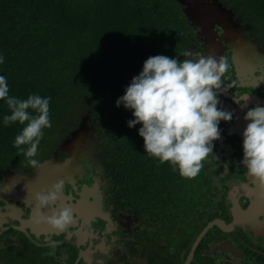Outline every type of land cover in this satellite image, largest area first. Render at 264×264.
<instances>
[{
	"label": "flooded vegetation",
	"instance_id": "1",
	"mask_svg": "<svg viewBox=\"0 0 264 264\" xmlns=\"http://www.w3.org/2000/svg\"><path fill=\"white\" fill-rule=\"evenodd\" d=\"M220 1L232 11L252 63L242 71L234 59L239 39L227 43L218 25L213 37L207 35L180 5L187 25L179 60L212 55L230 64L217 107L232 112L233 119L219 122L220 138L199 174L181 177L168 162L145 153L138 132L132 129L129 138L117 123L119 116L104 122L87 109L81 116L84 133L76 141L70 138L81 121L67 133L49 131L35 158L41 167L25 159L0 168V264H264V196L240 164L249 123L243 117L248 109L264 106V33ZM186 50L194 55L183 56ZM46 164L63 171L42 172ZM61 180L56 208L71 207L78 221L64 232L34 221L35 194ZM235 206L244 212L239 224L230 232L213 227L196 247L210 221L235 222ZM41 211L50 216L52 207Z\"/></svg>",
	"mask_w": 264,
	"mask_h": 264
},
{
	"label": "trees",
	"instance_id": "2",
	"mask_svg": "<svg viewBox=\"0 0 264 264\" xmlns=\"http://www.w3.org/2000/svg\"><path fill=\"white\" fill-rule=\"evenodd\" d=\"M223 1L264 33V0ZM180 8L176 0H0V76L9 95L51 97L52 126L38 152L49 131L67 133L87 109L104 122L119 116L129 138L138 132L141 125L127 126L132 111L116 100L149 57L180 59L187 25ZM8 114L0 100V168L26 159L13 147L24 125L6 127Z\"/></svg>",
	"mask_w": 264,
	"mask_h": 264
},
{
	"label": "clouds",
	"instance_id": "3",
	"mask_svg": "<svg viewBox=\"0 0 264 264\" xmlns=\"http://www.w3.org/2000/svg\"><path fill=\"white\" fill-rule=\"evenodd\" d=\"M193 55L187 50L183 53L185 57ZM0 63H3V57H0ZM229 68L225 57L217 59L212 55L184 60L156 55L144 62L142 71L132 78L125 94L116 100V106L123 105L132 111L134 118L127 121L129 128L141 125L138 135L143 138L148 156L158 159L161 164L168 162L181 177L192 179L199 174L202 162L213 153V141L220 138L219 122L233 119L232 112L217 107L218 97L225 91L223 76ZM0 100L10 110V114L3 117L4 125L7 127L16 122L24 125L15 137L13 147L25 156L29 166L41 167L34 157L38 154L43 130L52 126L51 97L32 94L19 99L10 96L7 79L0 76ZM83 119L80 117V121ZM243 119L249 123L243 132L240 164L258 182L264 196V106L248 109ZM63 184L64 181H58L50 190L36 193L34 197V221L45 222L60 232L78 223L71 207L56 208ZM49 206L52 214L43 215L41 210ZM51 247L55 249L57 244L51 242Z\"/></svg>",
	"mask_w": 264,
	"mask_h": 264
},
{
	"label": "water",
	"instance_id": "4",
	"mask_svg": "<svg viewBox=\"0 0 264 264\" xmlns=\"http://www.w3.org/2000/svg\"><path fill=\"white\" fill-rule=\"evenodd\" d=\"M179 5L184 7V14L187 16L188 20L193 24L202 28L204 33L210 36H214V28L216 25L220 26L224 30V34L222 39L227 43H231V40H237L238 42L233 44L234 47V59L237 63L238 67H241L242 71L248 68V66L252 63V57L248 56V49L250 46L246 43V39L244 37L238 36L235 30L236 25L230 18V13L232 11L223 6L220 0H176ZM214 32V33H213ZM233 43V42H232ZM84 122L83 119L79 127L73 133V138L71 141H76L77 138L82 137L84 133ZM75 149V148H74ZM77 151V149H75ZM45 168H49L55 171H63L61 167L53 164H46L42 170ZM33 196V194H31ZM234 216L235 222L226 224L223 220L215 219L208 223V225L203 229L201 234L199 235L196 241V247L203 239V237L207 234V232L213 227H218L223 232H230L233 227L239 224V220L244 216V212L240 207H234ZM226 248L225 245L221 246L220 249Z\"/></svg>",
	"mask_w": 264,
	"mask_h": 264
}]
</instances>
